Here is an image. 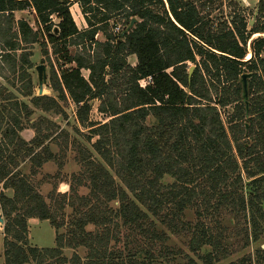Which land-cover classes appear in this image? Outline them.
<instances>
[{"label": "trees", "instance_id": "trees-1", "mask_svg": "<svg viewBox=\"0 0 264 264\" xmlns=\"http://www.w3.org/2000/svg\"><path fill=\"white\" fill-rule=\"evenodd\" d=\"M74 3L86 24L83 30L71 16ZM221 6V0H0V80L31 105L0 83V185L13 191L11 198L0 193L3 264H157V257L166 261L172 255L166 232L185 236L202 264H216L231 254L226 219L246 226L240 229L243 247L259 239L264 38L249 39L264 34V0L258 1L249 29L240 11L221 14ZM26 10L36 15L39 30L15 20V12ZM132 19L135 24L120 38ZM36 44L50 65L48 87L55 97L34 96L29 70ZM130 56L134 67L127 62ZM189 64L194 65L190 78ZM243 74L250 75L247 112L240 96ZM94 101L106 118L88 125L86 139L96 138L91 149L99 161L80 149L71 198L61 196L75 200L77 218L59 234L62 224L51 202L35 192L27 175L13 172L26 162L34 169L52 160L43 146L50 138L37 135L26 144L18 134L33 110L62 115L60 105L68 102L76 107L77 121L86 124ZM229 106L232 113L223 120L221 110ZM31 127L40 132L36 124ZM80 187L87 194L78 196ZM188 211L193 223L184 222ZM32 218L49 221L55 248L29 245L27 220ZM119 225L128 231L123 252L115 249L121 242ZM66 247L85 248V261L76 254L66 258ZM204 248L209 251L201 254ZM261 253L254 264H264ZM185 264L196 263L188 258Z\"/></svg>", "mask_w": 264, "mask_h": 264}, {"label": "rangeland", "instance_id": "rangeland-1", "mask_svg": "<svg viewBox=\"0 0 264 264\" xmlns=\"http://www.w3.org/2000/svg\"><path fill=\"white\" fill-rule=\"evenodd\" d=\"M218 10H220L221 14H224L225 11L230 13L240 11V9L236 5H234L233 2L230 7H228V5H226V7L221 6V8ZM70 13L78 30H83L87 28L77 4L74 3L71 5ZM212 14H215V10ZM254 14V12H249L245 14L248 15L247 18L251 22L248 23L247 29H249L254 24ZM14 18L17 21H25L34 31L39 30L36 15L30 10L15 12ZM52 20L54 23H57V19L54 16L52 17ZM112 22H115V20H112L111 24ZM117 24H119L118 26H120L122 23L118 22ZM114 32H117V29H114ZM256 38H264V36L262 34H257L255 36H252L250 40H254ZM97 39L99 41L104 40L101 35H98ZM69 51L73 52V48H69ZM247 51V56H250L249 45H247ZM31 52L32 57L30 58V61L32 64V68L29 70V74L35 87L34 96H39L37 74L35 72V68L39 65H44L46 73V83L43 86V92L40 96L46 95L50 97H55V94L48 87L50 65L47 61V57L43 55L42 49L38 44L32 47ZM48 56L50 61H52L54 69H57V64L54 63V59L53 56H51V50L49 47ZM247 56L244 59L245 61L250 58L249 57L248 59H246ZM127 62L131 67H134L136 64L135 57H128ZM188 66L189 68L194 67V65L192 64H189ZM83 76L86 78L87 73L83 72ZM0 83L6 88V91L11 92L16 97V99L25 102L27 105H30L29 99L21 97L16 92L15 88L11 87L3 80H0ZM140 85L144 86L145 82L141 81ZM1 104L2 101L0 100V105ZM60 106L64 112L62 115H56L53 113H42L38 110H33V113L29 118V124L26 120H24L22 122L23 129L18 134L19 137L26 144H30L33 138H35L37 135H40L38 137L49 136L50 141L45 140L43 146L48 147L53 159L43 163L40 168L34 169L28 162H26V164L19 165L18 169L15 168L13 172L20 171L22 174L27 175L35 192H38L40 196L45 199L46 202H51V212H55L56 220L62 224L58 233L65 234L68 230L67 228L70 227V224L73 223L74 220L77 218V214H75L74 212V209L78 208L76 205L74 208L75 200L73 201V199H66L71 198L70 196L72 194L70 191V186L76 185V178L80 174L81 165L77 161V159L79 158L78 153L80 152V149L85 151L87 150L89 153H91L92 160L99 161L98 156H96L91 149V144L96 140V138H93L91 142H88L86 139L89 136V129L87 127L89 124L103 123L106 117L98 113L97 101L91 103V110L87 116V123L83 125L77 121L76 107L71 102L62 103ZM231 113L232 106L221 110L222 119L225 120V117ZM32 124H36L38 129H40V132L37 133L35 131V128L31 127ZM7 153L8 151H6V154ZM169 182L170 179L168 178L164 180V183ZM80 188L81 189L78 191V196H81L82 194H87L86 189L82 187ZM0 193H3L6 197L9 198L13 196L12 190L3 189L1 185ZM61 196H66L65 201ZM51 199H53V201ZM71 201H73V203H71ZM68 202L70 203L68 204ZM184 222H194V215L192 211H188L185 213ZM223 225L225 228H227L224 233V236L225 242H227V247L229 248L231 254L228 256V258L216 264L235 263L243 258H250L252 264H254L256 261L257 254L260 250L262 251L261 254L264 257V249L262 248V246H264V227L262 228L261 234L259 235V239L257 241H249L248 245L246 247H243L244 240L241 238L242 231H240V229L242 227L243 230L246 226H244V224H240L238 226L235 223L229 224L228 219L223 222ZM2 226L3 220L1 219L0 264H3ZM27 228V239L30 246L37 247L39 249L55 248V229L50 225L49 221H41L36 218L28 219ZM117 232L119 233V238H121V242L116 245L115 249L123 252L125 243L124 238L128 236V231L126 230V228L119 225V227H117ZM115 233L116 232H114V234ZM166 234V236H168L169 241H167L165 244L171 250L172 255H169L168 260L164 261L160 257H157L158 253L156 252L155 257H157V264H185L188 258H191L196 264H202V262L188 250L187 238L185 236L168 235L167 232ZM159 248V245H156L154 247L155 250H158ZM207 251H209V249L204 248L202 249L201 254ZM62 253L68 259L71 258L73 254H76L82 262L85 261L86 250L83 247H78L76 249L66 247L63 249Z\"/></svg>", "mask_w": 264, "mask_h": 264}, {"label": "water", "instance_id": "water-1", "mask_svg": "<svg viewBox=\"0 0 264 264\" xmlns=\"http://www.w3.org/2000/svg\"><path fill=\"white\" fill-rule=\"evenodd\" d=\"M256 14L254 15V17ZM135 19H132L128 27L120 34V38H123L126 33H128L133 25L135 24ZM194 71V67H190L188 70V78L191 77L192 73ZM35 72L37 74V82H38V95L40 96L43 92V86L46 83V73H45V66L44 65H39L35 68ZM250 75L249 74H243L240 77L239 84L241 86V92L240 96L242 99V102L245 106L246 112L248 111V79ZM2 218L0 217V220ZM264 249V246H262Z\"/></svg>", "mask_w": 264, "mask_h": 264}, {"label": "built area", "instance_id": "built-area-1", "mask_svg": "<svg viewBox=\"0 0 264 264\" xmlns=\"http://www.w3.org/2000/svg\"><path fill=\"white\" fill-rule=\"evenodd\" d=\"M258 1L259 0H221L222 7H226L227 3H229V2L230 3L233 2L234 4H236V6L240 9V12L243 14L244 18L247 20V28H248V23H251V22L247 18L248 15H245V14L249 13V12H254L256 14ZM227 27L232 29V27L230 26L229 23L227 24ZM117 31H118V29H117ZM253 36H255V35H253ZM250 39H249V42L252 41ZM249 52H250V50H249ZM149 81H150V79L147 80V82H149Z\"/></svg>", "mask_w": 264, "mask_h": 264}, {"label": "bare ground", "instance_id": "bare-ground-1", "mask_svg": "<svg viewBox=\"0 0 264 264\" xmlns=\"http://www.w3.org/2000/svg\"><path fill=\"white\" fill-rule=\"evenodd\" d=\"M263 36H264V34H262ZM250 56H247V58L246 59H248Z\"/></svg>", "mask_w": 264, "mask_h": 264}]
</instances>
